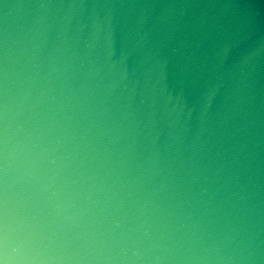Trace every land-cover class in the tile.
<instances>
[{
	"label": "water",
	"instance_id": "95a60500",
	"mask_svg": "<svg viewBox=\"0 0 264 264\" xmlns=\"http://www.w3.org/2000/svg\"><path fill=\"white\" fill-rule=\"evenodd\" d=\"M0 264H264V0H0Z\"/></svg>",
	"mask_w": 264,
	"mask_h": 264
}]
</instances>
